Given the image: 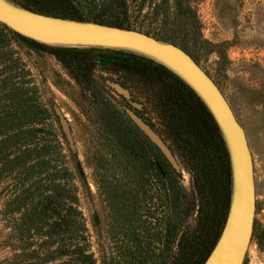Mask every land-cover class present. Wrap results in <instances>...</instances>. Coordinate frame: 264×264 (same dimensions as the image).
Segmentation results:
<instances>
[{"label": "rangeland", "instance_id": "obj_1", "mask_svg": "<svg viewBox=\"0 0 264 264\" xmlns=\"http://www.w3.org/2000/svg\"><path fill=\"white\" fill-rule=\"evenodd\" d=\"M146 1L144 12L154 13L151 9L153 4L165 0ZM84 2L85 0H67L63 8L68 12H79L83 19L90 21ZM189 3L197 23L193 29L195 36L187 41L189 48L183 49L210 76L226 98L245 131L252 157L255 214L252 236L242 264H264V0H189ZM36 4L47 5L46 1L33 0L29 2L31 8L26 9H37L36 12L39 13L67 18L59 15L58 9L55 11L57 14L52 15L54 12L41 11ZM167 9L165 4L160 6L157 10L158 17L162 18L173 12ZM131 29L146 33L148 28L144 25L142 30ZM8 43L13 56H20L29 70L30 77L38 87L40 103L52 114L46 126L53 128L59 136L67 164L74 172L76 167L81 171L82 181L77 176L74 183L78 187L79 207L86 221L87 232L85 240L75 241L74 244L82 256H92L94 264H102V257L113 254L114 247L119 251V247L126 244L128 234L133 229L129 226V221L120 223L114 208L116 203L111 199L107 204L104 196L106 188L104 185L100 187L98 179L107 178L111 185L124 184L130 195L139 191L138 197L141 198L142 192L149 189L137 178L143 172L139 168L141 157L146 156L153 161L159 158L179 174V184L190 197L193 172L186 164V159L182 158L183 151L178 145V136L192 143L194 136L196 138L197 134H204L210 125L216 127L224 143L223 149L216 147L215 158H212V154L208 156L211 168L216 173L214 195H202L201 203L196 199L195 211H190L184 224L185 231L192 232L196 226H202L203 217L207 215L211 232L218 229L223 219L221 199L225 193L226 179L222 170L223 167L225 170V150L227 155L228 151L213 116L193 90L191 93L185 89L186 93L177 98V102L180 100L188 103L187 111L181 115L173 114L161 104L159 99L164 92L159 86L149 85L145 79L128 75L122 70L116 71L108 64L93 62L98 59L100 52L102 56L118 61L124 58V53H85L82 57L92 58L90 62H84L91 64L90 72L76 75L65 66L62 52L58 48L83 50L89 47L37 45L13 36ZM180 43H184L181 38L176 45L182 48ZM80 81L83 83L78 84ZM2 110L3 106L0 104V111ZM112 111L120 118H128L130 121H126L127 128L121 132L125 135L124 138L115 135L102 123V114L109 116ZM131 112L160 138L169 150L171 160L132 122L129 118ZM53 114H57L59 118ZM189 117L193 119V123L187 120ZM139 139L143 145L140 150L128 149L126 153L116 150L121 141L128 144L133 141L136 144ZM202 146L203 144L199 145ZM211 147L213 146L210 145ZM206 150H209L208 144ZM12 151L13 148L7 150L10 153ZM228 162L231 195V166L229 160ZM8 183V180L0 176V263L4 259H11L15 248V241L8 235V225L2 216ZM153 188L151 187L149 194L154 192ZM152 202L157 203L155 199ZM137 212L136 234H142L138 227L144 220L156 227L160 214H156V217L153 215L155 218H147L143 207H138ZM61 260H70V255L61 257ZM89 261V258H79L80 264H87Z\"/></svg>", "mask_w": 264, "mask_h": 264}, {"label": "trees", "instance_id": "obj_2", "mask_svg": "<svg viewBox=\"0 0 264 264\" xmlns=\"http://www.w3.org/2000/svg\"><path fill=\"white\" fill-rule=\"evenodd\" d=\"M31 1L33 0L11 2L23 8H31L29 7ZM41 1H46L47 4H36L41 11L54 12L51 14L55 15L58 9L61 16L86 21L79 12L64 10L63 5L67 0ZM146 2V0H85L84 7L88 9L91 22L139 30L145 25L148 28L145 32L158 40L177 44L181 38L184 43L180 44L187 50L189 48L187 41L195 36L193 29L197 23L189 0H165L155 3L151 8L154 13L144 12ZM163 4L173 12L159 18L157 10ZM12 36L42 45L0 23V104L3 106V110L0 111V176L9 181L2 216L8 225V235L15 241L12 258L4 259L0 264H80L79 258L82 257L90 259L87 264H94V258L82 256L74 244L75 241L85 240L87 232L86 221L79 207L78 187L74 183L77 176L79 181H82L81 171L79 167H76V172L69 167L59 136L53 128L46 126L52 114L40 103L38 87L30 77L22 58L18 55L13 56L14 53L8 43ZM58 51L62 52L65 66L76 75L90 72L91 64L84 62H90L92 58L82 57L85 53L96 51L124 53V58L118 61L115 58L104 57L100 52L98 59L93 62L99 65L108 64L116 71L122 70L128 75L145 79L149 85L159 86L164 92L159 100L170 113L181 115L188 109V103L180 100L177 102V98L186 93L185 89L193 93L192 89L165 66L148 57L131 51L125 52L127 50L98 47L83 50L58 48ZM81 83L83 82H78ZM53 116L58 117L57 114ZM101 120L115 135L125 137L121 132L123 129L126 130V121L130 122L128 118H120L112 111L109 116L102 114ZM187 120L193 123L191 117ZM211 122L214 123L212 120ZM178 140V145L183 151L182 158L186 159V164L193 172L190 197L179 184V174L159 158L153 161L146 156L141 157L139 168L143 172L137 178L142 185L149 188L142 192L141 198L138 197L139 191L130 195L124 184L111 185L107 178L98 179L100 187L104 185L106 188L104 196L107 204L109 200L114 199L116 203L114 208L118 213L116 217L120 223L125 224V221H129V226L133 227L126 244L119 247V251L114 247L113 254L110 253L106 258L102 257V264H203L209 255L228 211L230 198L228 155L225 150V170L223 167L222 171L226 179V189L221 199L223 201L221 225L211 232L206 215L203 217L201 227L196 226L192 232H187L184 223L190 211L193 209L195 211L196 199L201 203L202 195L208 197L214 195L216 173L211 168L208 156L212 154V158H215L216 147L220 146L223 149L224 143L219 131L212 125L206 128L204 134H197L196 138L194 136L192 143L179 136ZM202 144L203 146L199 147ZM207 144L209 150H206ZM210 145L213 147L210 148ZM142 147L140 139L136 144L133 141L129 144L121 141L117 144L116 150L126 153L128 149L140 150ZM11 148L13 151L7 152ZM151 187H154V192L149 194ZM127 193L129 196H126ZM154 199L157 205L153 204ZM138 207H143L146 213L144 216L147 218H155L156 214H160L155 223L156 227L148 220L141 222L138 227L142 231L141 235L136 234L135 230ZM66 255H70V260L62 261L61 257Z\"/></svg>", "mask_w": 264, "mask_h": 264}, {"label": "water", "instance_id": "obj_3", "mask_svg": "<svg viewBox=\"0 0 264 264\" xmlns=\"http://www.w3.org/2000/svg\"><path fill=\"white\" fill-rule=\"evenodd\" d=\"M0 23L36 42L51 46L127 50L148 57L178 76L203 101L227 147L231 195L227 215L203 264H242L253 231L255 188L253 163L245 131L226 98L193 57L180 46L129 28L51 16L0 0ZM129 118L171 160L160 138L136 115ZM171 162V161H170Z\"/></svg>", "mask_w": 264, "mask_h": 264}]
</instances>
